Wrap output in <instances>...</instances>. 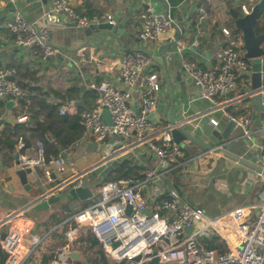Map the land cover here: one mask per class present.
<instances>
[{
	"label": "built area",
	"instance_id": "obj_1",
	"mask_svg": "<svg viewBox=\"0 0 264 264\" xmlns=\"http://www.w3.org/2000/svg\"><path fill=\"white\" fill-rule=\"evenodd\" d=\"M76 1L53 0L45 15L48 24L43 26L20 13L14 15L8 27L16 45L37 49L42 60L71 58L52 43L49 25H61L67 18L82 27L97 24V16L87 17L76 10ZM233 3L241 16L253 10V4L248 0H233ZM199 14L201 20L208 19L205 9L200 8ZM108 18L113 23L111 16ZM139 23V37L154 42L161 40L175 24L168 14L156 13L152 9L139 15ZM222 33L224 43L216 51L215 66L204 67L197 62L183 60L182 67L199 88L201 98L217 107H236L240 101H251L254 116L241 109L238 113H228V117L241 128L244 138L254 142L253 122L257 112L252 98L257 95L262 96L263 119L256 131L264 135V72L261 85L253 88L252 63L245 57L242 33L236 32L230 24L223 25ZM195 44H199L198 40ZM183 47L184 42L178 41V51L181 52ZM261 58L264 63V55ZM151 61L153 59L143 50L127 52L123 55L122 67L115 81L104 79L91 84L99 92L94 108L81 111L74 102L62 103L59 107L61 115L80 113L85 137L105 146L107 156L103 162L117 159V155L121 154L116 151L121 152L122 143L125 142L138 148L144 146L153 157V163H150L139 156L142 161L141 179H114L95 184L96 200L70 217L68 235H75L82 229L91 230L113 264H149L156 256L159 259L157 264H264V196L258 206L238 207L213 216L202 207L185 201L174 187L166 186L164 190L152 187L154 183L162 181L168 172L180 166L184 149L173 140L170 125L161 128L150 119L158 106L163 80L160 70L148 69ZM34 88L35 85L19 79L16 68L0 66V100H17L33 94ZM51 100L55 104L61 102L57 98ZM105 108L111 114L113 125L103 119L102 110ZM25 119L24 116L19 121ZM211 121L214 125L218 124L214 119ZM60 134L56 127L46 134V139L57 151L56 145H61ZM109 137L115 138V141L123 139L108 145ZM17 147L18 163L22 169L43 167L50 175L52 166L60 169L64 164L60 152L47 162L42 140H38L35 146L27 147L20 139ZM259 151L264 168V138ZM259 176L264 180L263 172ZM253 207H257V212L252 217ZM11 217L7 218L11 224L1 242L4 264H27L31 258H35L40 238L33 235L30 246L26 247L23 240L30 234L32 226H18ZM190 226L192 229L188 231ZM74 244V238L70 237L62 250L71 252ZM137 256L140 259L135 261Z\"/></svg>",
	"mask_w": 264,
	"mask_h": 264
},
{
	"label": "crops",
	"instance_id": "obj_2",
	"mask_svg": "<svg viewBox=\"0 0 264 264\" xmlns=\"http://www.w3.org/2000/svg\"><path fill=\"white\" fill-rule=\"evenodd\" d=\"M52 1L16 0V2L11 3L0 0V66L16 68L22 82L35 85V87L42 86L44 90L54 89L64 94L69 87L77 85L80 89L79 96L63 103L74 102L79 110L84 105L90 106L92 109L96 106L99 92L92 88L91 84L99 83L104 79L115 81V76L122 67L123 55L134 50H143L153 59L148 69H157L162 72L163 80L159 103L156 110L150 115V119L161 128L169 126L171 97L165 74L159 65L156 66L155 60L160 61L158 48L175 42L172 46L162 50L167 57L168 72L173 81L178 76L181 77V80L188 81L189 76L185 74L182 67L183 60L197 62L204 67L216 65V51L224 43L222 33L223 25L226 26L224 21L232 24L228 4L231 3L235 7L233 0H167L168 6L161 0H78L75 3L76 10L87 17L97 16L99 20H110L108 16H111L116 26L115 32L97 31L93 35L87 36L85 31L88 27L79 26L67 18L61 25H49V29L52 43L62 48L71 58L57 57L42 60L37 49L16 45L8 24L18 13L38 24L43 22ZM200 8L205 9L208 19L201 20L199 18ZM147 9H152L156 13H166L175 23L172 30L157 42L142 40L139 37V15ZM196 40L199 42L198 45L195 44ZM178 41L184 42L181 52L177 49ZM82 85L86 86L85 91L81 90ZM186 89L192 95L188 113H184L183 98L180 90L176 89L178 98H176L174 113L178 122L199 115L200 118L194 122L197 123V120L210 122L214 119L218 121V124L213 125L224 130L230 120L228 113L241 112L238 106H236L237 108L230 105L217 107L211 101L201 98L200 90L193 80L186 84ZM89 91L94 93V96L90 95ZM82 93L83 97H81ZM81 98H83V106L76 103ZM5 110L6 105L0 114L4 113ZM19 110L20 101L12 110L13 118H16L18 122L27 121L26 116L25 120L19 121V118L24 117V114L19 115V117L16 116V112ZM261 121L260 117H254L255 141L252 142V146L247 142L249 139L243 137L242 130L238 125L225 143L227 150L235 156L246 157L250 162H252L251 159L256 158L254 165L258 167H262L259 159L260 151L254 146L259 140L263 142V133L256 131ZM53 127L58 128L61 133V145H56L59 149L57 155L59 152L63 155L66 150L76 146L90 152L88 153L89 156H85V154L83 161L76 162L65 171L62 167L57 169V167L52 166L50 175L46 174L43 167L32 169V172L27 174L28 184L31 185L30 189H27L21 181L19 171L22 168L18 163V147L13 160L8 164L4 163L3 158L0 157V264L5 263L1 242L4 233L8 231L11 224L7 218L11 216H13L11 219L18 226H32L30 234L26 237L30 244V238L33 235H38L40 238V243L34 254L35 258H31L27 264H31L32 261H35L36 264H43L42 258L44 256H51L52 259L49 264L60 262L68 264H113V261L103 252L99 241L96 243L98 239L91 230L82 229L75 235H68L67 233L70 230L68 229L70 217L78 210L92 204L91 199L87 203H81L72 209L62 207L63 204L70 205V200L67 199L64 203L53 205L50 209L33 210L30 207L35 200L72 179L75 180L67 184L66 188L72 187L77 181L81 182L87 178L94 182V185L106 180V174H101L97 178L91 172L83 174L91 166L103 161L107 156L106 149L104 148L102 153L97 150H89L88 144L94 140L88 136L85 137V133L75 145L65 148V125L51 119L49 120L48 131ZM122 139L120 138L118 141L120 142ZM201 139L210 140L204 137ZM108 141V145L118 142L113 137H109ZM36 143L32 146H35ZM122 145L121 152L116 151V153L121 154L117 155V159L121 163L124 160H130L142 167L139 156L142 160L153 163L152 155L144 146L139 148L130 146L129 142L122 143ZM190 150L191 153L194 151L193 149ZM32 152L30 151V153ZM214 155L218 158L216 162L213 159ZM208 172L211 173L208 174ZM259 173L261 172L255 168L221 153H211L195 160L193 155L189 157L184 151L180 166L168 172L162 181L154 183L152 187L155 186L156 190L158 188L164 190L166 186L174 187L179 190L185 201L202 207L209 215L214 216L238 207L258 206L264 196V180L259 176ZM213 179L215 180V189L211 187ZM94 185L92 187L93 192ZM60 192L54 191L53 195H58ZM256 212L257 207H253L251 216L253 217ZM70 237L74 238L75 244L71 252H66L62 248ZM72 252H77L78 256L76 258L71 257Z\"/></svg>",
	"mask_w": 264,
	"mask_h": 264
},
{
	"label": "water",
	"instance_id": "obj_3",
	"mask_svg": "<svg viewBox=\"0 0 264 264\" xmlns=\"http://www.w3.org/2000/svg\"><path fill=\"white\" fill-rule=\"evenodd\" d=\"M168 6L167 0H161ZM250 3L253 4V10L250 14L241 16L238 8L233 7L231 3L228 4V8L231 14L232 22L234 26L241 31L244 43H245V49L246 54L245 57L249 60H251L252 63V87L256 88L261 85V76L262 72H264V63L262 61V56L264 55V32L262 34L257 35L255 28L258 24V22L264 17V0H248ZM169 11V10H168ZM168 13V12H167ZM48 24L47 18L45 17L43 22L39 23V26H43ZM116 30V26L114 23L110 22L108 19H100L97 24H92L89 26L85 33L87 36L93 35L97 31H107L114 33ZM172 43L168 44L167 46L159 47V53H160V61L155 60V62L162 68L165 77H166V84L169 88L170 97H171V107L169 112V118L168 122L170 127L172 128L170 130L171 136L173 140L180 144L184 151L186 152L187 156H194V159H200L203 157H206L208 154L211 153H221L224 156L231 157L233 159H236L240 161L241 163L255 168L256 170L264 173V168L258 167L254 165V162H256V158L251 159L252 162L248 161L245 158H240L239 156H235L231 154L227 150V144L226 141L229 140L230 135L232 131L237 127V124L234 120L230 119L224 130L220 129L219 127H215L213 123L207 120H197L198 122H194L196 119L200 118L199 115L194 116L192 118H188L186 120H182V122H178L175 118V106H176V98L178 96L176 95V89L180 90V94L183 98V110L184 113H188L190 110V103L192 95L187 92L186 84L192 81V78L189 77L188 81L181 80V77L178 76L174 81L172 77L170 76L168 72V65H167V57L162 52L164 48L170 47L174 44ZM178 84V86H177ZM165 85V84H164ZM163 85V86H164ZM86 86L82 85L81 90L85 91ZM81 97H83V93L81 94ZM6 105V110L4 113L0 115V129H2L6 124L10 123H16L18 120L16 118H13L12 116V110L14 109L16 103L18 101H21V98H18L15 100L12 99H3L2 100ZM262 96L257 95L252 98V103L254 104V110L257 112L255 114V117H260L263 119V106L261 105ZM78 105L83 106V98L78 100L76 102ZM102 116L105 122L109 125H113V120L111 117L110 112L108 109L102 110ZM186 124V125H185ZM201 137L210 139L209 141H205L201 139ZM250 146H252V141H247ZM262 144V140H259V142L254 146L255 149H258L259 146ZM89 150H97L99 152H103L104 146L103 144H98L96 142H91L88 144ZM193 149L194 151L191 150ZM214 161H217V156H213ZM121 164V161L118 159H114L111 162H99L95 164L94 166H91L86 171L83 172V174H87L91 172V174L97 178L101 174H108L111 172L114 168L118 167ZM32 172L31 168L22 169L19 171V174L21 176L22 183L26 186L27 189L31 188V185L28 184L27 174H30ZM211 172H208L210 174ZM75 179L70 180L69 182H66L59 187H57L54 191H61L58 195H53V192H50L37 200H35L31 204V209L33 210H45L50 209L53 205H58L64 203V201L70 200L69 204H63V208H73L81 203H87L91 198L94 196V192L92 190V187L94 185V182H92L90 179H84L81 182L74 184L72 187L66 188L67 184L72 182ZM214 179L213 183L211 184V187L215 189L214 186ZM131 207H128V212L130 213ZM192 227H188V231H190ZM6 233H4L5 236ZM23 243L25 246H29L30 242L27 239L23 240ZM115 245H118L116 243ZM213 247V246H212ZM78 256L77 252H72L71 257L76 258ZM140 259V256H137L134 260L138 261ZM159 261L158 257H154L153 260L149 264H157ZM31 264H36L35 261H32Z\"/></svg>",
	"mask_w": 264,
	"mask_h": 264
},
{
	"label": "trees",
	"instance_id": "obj_4",
	"mask_svg": "<svg viewBox=\"0 0 264 264\" xmlns=\"http://www.w3.org/2000/svg\"><path fill=\"white\" fill-rule=\"evenodd\" d=\"M235 30L241 33L237 28ZM79 92L80 89L77 85L69 87L64 94L54 89H49L47 92H44L42 86H38L34 88L33 94L22 97L20 110L16 112V116L19 117V115L24 114L27 117V121L6 124L0 129V157L3 158L4 163L8 164L13 160L14 153L18 151L17 144L20 139L25 142L27 147H31L38 140H42L45 144L47 162L55 157L58 151L46 139L49 120L51 119L65 125V148L73 144L75 145L85 133V128L81 123L80 113L60 115L59 107L65 101L76 99L79 96ZM89 94L94 96V93L91 91H89ZM52 98H57L61 102L55 104L52 102ZM4 107L5 103L0 100V113ZM90 108V106L84 105L81 111ZM231 113L233 114V112ZM141 171V166L134 164L130 160H124L118 167L106 175L105 181L124 178L141 179L143 178ZM97 242L98 240H96ZM102 258H104L103 255ZM51 259V256H44L42 263L49 264Z\"/></svg>",
	"mask_w": 264,
	"mask_h": 264
},
{
	"label": "rangeland",
	"instance_id": "obj_5",
	"mask_svg": "<svg viewBox=\"0 0 264 264\" xmlns=\"http://www.w3.org/2000/svg\"><path fill=\"white\" fill-rule=\"evenodd\" d=\"M224 23L226 25H228L227 21H224ZM238 106L240 109H244V110L248 111L252 116H254L252 106H251V101H249V100L240 101ZM235 108H237V107H235ZM88 153H90V152H86L84 149H82L80 147H76V146H73L70 149L66 150L63 154V157H64V164L62 165L63 170L65 171L70 166L74 165L76 162L83 161L85 156H89ZM65 174H67V173H65ZM96 198H97V196L94 195L90 201L94 202L96 200Z\"/></svg>",
	"mask_w": 264,
	"mask_h": 264
},
{
	"label": "flooded vegetation",
	"instance_id": "obj_6",
	"mask_svg": "<svg viewBox=\"0 0 264 264\" xmlns=\"http://www.w3.org/2000/svg\"><path fill=\"white\" fill-rule=\"evenodd\" d=\"M230 25H232L233 26V22H232V24L230 23ZM234 27V26H233ZM234 28H236V27H234ZM255 31H256V33H257V35H259V34H262L263 32H264V17L258 22V24H257V26H256V28H255ZM241 32V31H240ZM77 183H79V181H77ZM76 183V184H77ZM74 185V184H73ZM72 185V186H73Z\"/></svg>",
	"mask_w": 264,
	"mask_h": 264
}]
</instances>
